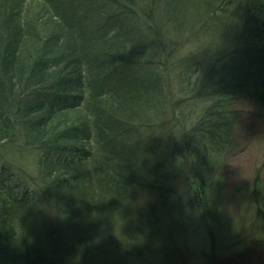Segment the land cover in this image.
Returning <instances> with one entry per match:
<instances>
[{"label":"trees","instance_id":"16d2710c","mask_svg":"<svg viewBox=\"0 0 264 264\" xmlns=\"http://www.w3.org/2000/svg\"><path fill=\"white\" fill-rule=\"evenodd\" d=\"M25 1L0 0V144L22 137L26 151L36 152L38 177L31 180L40 181V190H57L53 197L63 221L113 227L112 213L128 212L129 187L142 185L132 118L158 92L157 72L167 53L169 28L156 21L157 9L172 18L176 34L181 28L202 35L215 30L224 46L208 71L197 65L201 74L186 87L197 92L192 99L217 93L210 106L216 115L186 131L177 122L186 141L182 150L170 136L168 152L157 131V144L147 149L164 157L155 168L176 161L181 169L190 159L189 187L199 196L201 169L214 162L219 141L233 132L227 127L232 101L250 99L264 108V0H32L36 9ZM40 15L47 23L36 21ZM218 135V143H208ZM28 200L17 187H0V224L6 229L0 264H59L31 233Z\"/></svg>","mask_w":264,"mask_h":264},{"label":"rangeland","instance_id":"374dc122","mask_svg":"<svg viewBox=\"0 0 264 264\" xmlns=\"http://www.w3.org/2000/svg\"><path fill=\"white\" fill-rule=\"evenodd\" d=\"M33 4L29 0V6L36 9ZM161 8L164 10L162 4ZM154 15L157 22L164 20L168 25V37L164 38L167 53L159 49L158 92L140 107V116L132 118L134 131L139 133L140 149L135 151L143 166L142 185L129 187L125 199L128 212L112 213L113 227L101 229L63 221L53 197L57 190L42 191L40 181L31 180L38 177V155L26 151L22 137L0 144V187L9 185L20 193L27 192L30 207L26 206L24 213L28 221H34L31 233L59 264H264V108L250 99L232 101L231 125L227 127L233 132L226 142L219 141L214 162L201 169L205 175L199 196L189 187L193 182L190 159L181 169L176 161H165L163 168H155L160 167L157 159L164 157L159 150L157 154L147 149L157 144V131L164 133L161 137L165 136L168 152L173 143L166 140L170 136L177 143L181 141L182 150L186 141L177 124L182 123L186 131L202 117L216 115L210 106L217 101V93L211 98L192 99L197 92L186 91V87L200 76L199 63L206 71L211 68L224 42L218 41L215 30L202 35L181 28L176 34L171 29L175 26L172 18L160 9ZM36 21L45 24L46 18L40 15ZM214 75L212 83L216 84ZM218 137L208 143H218ZM84 144L90 149V143ZM82 193L79 199L85 191ZM5 232L0 224V236Z\"/></svg>","mask_w":264,"mask_h":264}]
</instances>
